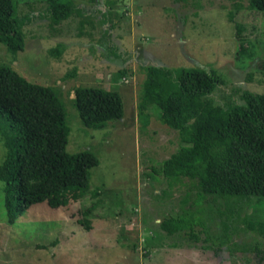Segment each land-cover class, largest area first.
<instances>
[{
	"label": "rangeland",
	"instance_id": "obj_1",
	"mask_svg": "<svg viewBox=\"0 0 264 264\" xmlns=\"http://www.w3.org/2000/svg\"><path fill=\"white\" fill-rule=\"evenodd\" d=\"M15 2L17 15L31 20L24 28L25 47L12 54L0 43V64L60 92L70 129L66 151H91L99 165L90 172L91 192L84 198L58 209L46 202L33 205L14 224L0 181V264H264V235L250 226L264 222V201L244 203L239 216L228 220L211 212L213 197H198L189 179H177L170 188L163 176L151 177L152 168L181 142L178 132L161 122L158 109L148 111L145 126L137 108L146 65L216 70L223 80L210 96L216 104L238 101L245 90L264 94V12L250 8L248 0L239 7L232 0H76L93 22L81 33L78 17L52 26L42 16L46 0ZM98 9L113 12L112 25L102 24ZM236 23L244 29L241 39ZM105 30L110 40L104 39ZM60 44L65 48L57 59L49 50ZM117 51L126 53L125 60H116ZM123 68L131 76L122 77ZM79 86L120 92L124 117L105 129L85 128L72 101ZM6 154L0 136V164ZM187 194L199 207L182 205ZM94 203L97 208L85 215ZM212 205L227 209L223 200ZM187 210L204 220L210 235L222 234L228 221L237 247L219 250L161 230L165 217Z\"/></svg>",
	"mask_w": 264,
	"mask_h": 264
},
{
	"label": "trees",
	"instance_id": "obj_2",
	"mask_svg": "<svg viewBox=\"0 0 264 264\" xmlns=\"http://www.w3.org/2000/svg\"><path fill=\"white\" fill-rule=\"evenodd\" d=\"M232 1H236V7L240 6L241 0ZM96 2L89 0V4ZM248 2L250 8L264 12V0ZM46 3L42 16L52 26L72 17L82 19L79 30L88 23L93 24L91 16L86 15L76 0H46ZM16 5L15 0H0V43L12 54L24 50V28L31 22L30 18L17 15ZM101 11L97 12L104 17L102 24L112 25L113 12ZM230 19L234 20L233 14ZM236 28L241 39L244 29L238 23ZM110 37L105 30L104 39L110 40ZM64 48L60 44L49 53L60 59ZM244 50L245 46L241 45V51ZM114 51L113 47L110 52ZM118 52L116 60H125L126 53ZM143 69L145 78L137 105L139 118L147 126L148 111L158 109L161 122L178 132L181 142L176 152L160 166L152 168L154 173L150 176H163L170 188L177 179H189L204 201L210 196L214 199L212 204L217 200L226 202L225 211L215 210L212 204L210 209L228 220L239 216L244 203L255 198L263 202L264 94L245 90L238 101L229 99L222 105L216 104L210 96L223 80L212 68L146 65ZM119 73L122 77L131 76L126 68ZM74 93L73 105L85 128L105 129L124 117L123 98L117 90L79 86ZM60 95L58 90L33 84L11 67L0 64V136L7 150L0 164V181L4 182L10 224L33 205L46 202L58 209L78 202L91 192L90 172L99 165V160L88 150L76 154L66 151L70 129ZM93 195L96 198L99 192ZM187 195L182 205L199 207L196 201L191 203ZM97 206L98 203H94L85 210V215L91 214ZM203 211L201 208L200 213ZM195 218L187 210L178 216L165 217L160 228L168 236L184 234L202 246H217L219 250L225 246L237 247L228 221L223 222L222 234L210 235L204 220ZM197 226L202 230L197 231ZM250 226L264 235V222L260 219L250 222ZM202 235L205 238L202 239ZM210 242L211 245H207Z\"/></svg>",
	"mask_w": 264,
	"mask_h": 264
}]
</instances>
